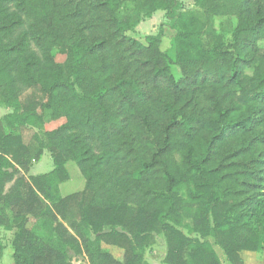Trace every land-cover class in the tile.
<instances>
[{"label": "trees", "instance_id": "trees-1", "mask_svg": "<svg viewBox=\"0 0 264 264\" xmlns=\"http://www.w3.org/2000/svg\"><path fill=\"white\" fill-rule=\"evenodd\" d=\"M140 1L0 0V105L15 111L0 119V225L17 230L15 264H73L84 253L88 264H148L145 247L162 230L165 264H222L208 240L177 227L183 217L230 264L264 251V214L229 225L226 198L200 201L264 171V0H196L205 20L178 0H150L167 22L145 42L129 35L136 19L119 18ZM217 16L236 18L229 41ZM165 26L176 31L174 59L161 48ZM59 119L36 155L48 150L54 169L29 182L28 149L9 130ZM71 162L85 186L62 195ZM103 244L124 249V262Z\"/></svg>", "mask_w": 264, "mask_h": 264}, {"label": "rangeland", "instance_id": "rangeland-1", "mask_svg": "<svg viewBox=\"0 0 264 264\" xmlns=\"http://www.w3.org/2000/svg\"><path fill=\"white\" fill-rule=\"evenodd\" d=\"M182 5L183 13L190 17H197L198 19L205 20V14L203 11L196 5V0H178ZM139 17V21L138 18ZM119 18L122 20H128L134 18L137 20L134 31L129 33L130 36L145 42V38L149 35H157L162 24L167 22L165 17V11L156 9L150 0H143L140 2H129L124 4L119 11ZM237 21L235 17L230 16H217L214 20V27L220 33H225L227 40L231 39L232 29L235 27ZM165 38L161 48L163 51H168V54L171 58H175V47L172 45L173 39L176 36V31L169 28L168 26L164 27ZM58 63H64L65 57L58 55ZM177 70V68L175 69ZM178 72V71H177ZM177 74V73H176ZM179 76V74H177ZM32 90L26 89L22 97L25 99L26 96L30 95ZM15 112L13 109L7 108L3 105H0V119L6 117L9 114ZM26 113H24L25 115ZM65 122V119H59L51 123L46 124L43 129H37L33 127H16L13 130H9V133L12 135H18L22 138L23 143L28 149V154L25 157L26 169H20L25 178L30 182L31 177H37L40 175L47 174L54 169L53 158L48 150L43 151L41 156L36 159V155L39 151L38 139L44 137L45 132L52 131L57 129L60 125ZM259 130L264 131L263 127H258ZM67 168L70 173V180L61 186L62 195H69L74 192L82 191L85 186V179L80 174L77 165L73 162L67 165ZM264 170V169H263ZM240 177L235 182L231 184V193L226 195V187H215L214 191L210 194L200 197V201L205 202L208 206L213 205V202L217 200L227 199L232 209L228 210L226 221L227 224L232 225L238 220V218L245 217L249 219L248 215L252 212L258 214H264V171L255 172L254 177L248 179L245 175L239 173ZM10 185L8 186V188ZM194 190V187H191ZM190 193L189 190H187ZM69 227L66 223H64ZM180 230L183 231L188 237L198 239L201 241L208 240L219 258H221L222 264H230L223 250L216 244L215 239L212 237L202 238L198 233L194 231L195 221L192 218H182V221L177 226ZM33 228L35 234H39L41 229V224L32 225L30 224V229ZM109 228H105L104 231H108ZM74 236H77L75 231H71ZM83 235H87L88 238L96 237V232L90 228L83 230ZM17 235V230L13 228H6L5 226L0 225V244L3 247L2 255L0 258V264H15L14 261V246L13 241ZM152 240L148 241L147 246L145 247L144 261L148 264H165V258L168 251V244L166 240V232L162 230L160 233H152ZM103 247L108 250L111 254L114 255L116 259L121 262L125 260V251L122 248L117 246H110L103 244ZM254 254L248 252L245 256L247 264H258V257H254ZM251 256V257H250ZM260 262V261H259ZM88 258L84 253L82 256H74L73 264H88Z\"/></svg>", "mask_w": 264, "mask_h": 264}, {"label": "crops", "instance_id": "crops-1", "mask_svg": "<svg viewBox=\"0 0 264 264\" xmlns=\"http://www.w3.org/2000/svg\"><path fill=\"white\" fill-rule=\"evenodd\" d=\"M251 253H253L254 255V257H258L257 258V260H258V264H264V251H262V252H259V253H257V252H251ZM248 254V251H243V252H241L240 253V256H241V258H242V260H243V262H244V264H247V262H246V259H245V256ZM218 257H220V256H218ZM251 257V256H250ZM220 260H221V258H220ZM260 261V262H259ZM222 262V261H221Z\"/></svg>", "mask_w": 264, "mask_h": 264}]
</instances>
